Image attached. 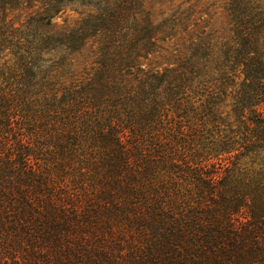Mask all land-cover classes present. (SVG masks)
<instances>
[{
  "label": "trees",
  "instance_id": "trees-1",
  "mask_svg": "<svg viewBox=\"0 0 264 264\" xmlns=\"http://www.w3.org/2000/svg\"><path fill=\"white\" fill-rule=\"evenodd\" d=\"M76 1L0 0V264H264V0Z\"/></svg>",
  "mask_w": 264,
  "mask_h": 264
},
{
  "label": "rangeland",
  "instance_id": "rangeland-1",
  "mask_svg": "<svg viewBox=\"0 0 264 264\" xmlns=\"http://www.w3.org/2000/svg\"><path fill=\"white\" fill-rule=\"evenodd\" d=\"M86 7L80 4V0H77L76 2L70 4L64 14L61 15L60 18H58L59 22H63L66 18L69 17H78V12L86 11ZM212 12V11H211Z\"/></svg>",
  "mask_w": 264,
  "mask_h": 264
}]
</instances>
